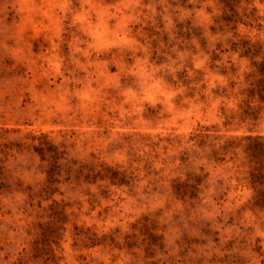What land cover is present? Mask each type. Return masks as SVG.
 <instances>
[{
	"label": "rangeland",
	"instance_id": "374dc122",
	"mask_svg": "<svg viewBox=\"0 0 264 264\" xmlns=\"http://www.w3.org/2000/svg\"><path fill=\"white\" fill-rule=\"evenodd\" d=\"M261 62L264 0H0V264H264Z\"/></svg>",
	"mask_w": 264,
	"mask_h": 264
},
{
	"label": "trees",
	"instance_id": "16d2710c",
	"mask_svg": "<svg viewBox=\"0 0 264 264\" xmlns=\"http://www.w3.org/2000/svg\"><path fill=\"white\" fill-rule=\"evenodd\" d=\"M256 75H259L260 78L258 81H261L262 84H256L254 88L249 90V98H253L254 94L257 95L258 100L264 107V62H261L260 65L257 66V70L254 71ZM1 134V133H0ZM199 139V144L202 145L205 143L204 137L205 133L197 134ZM245 140L243 151L248 159V163L251 165L250 170V183L256 193L255 195V204L264 209V136L262 135H255L251 136L248 135L243 138ZM45 145L47 149H45ZM33 150L41 156L42 159L47 160L49 162V169L47 171L49 181H56L54 176L59 173V159L61 158L58 155V151L56 150L55 146L49 144L43 138L39 140L36 144H31ZM238 144L234 139H227L225 144L222 146V149L227 150L232 147H237ZM219 159V157H216ZM86 168V165H80V169L83 170ZM89 171L92 170L94 175V180L97 178L100 180H105V178L110 182L112 185H129L131 183V177H129L125 171H121L117 168H109L107 172L109 175L105 177V167L101 168V171H95L93 169H88ZM102 170L104 173H102ZM88 174H91L88 173ZM88 174L85 175V178H88ZM86 180V179H85ZM90 182V181H89ZM199 184V182H196ZM175 193L182 197L185 196H193V193H189L188 189H196L195 185H189L187 183H179L177 182L174 185ZM90 239L91 245L102 243L96 237H88Z\"/></svg>",
	"mask_w": 264,
	"mask_h": 264
}]
</instances>
